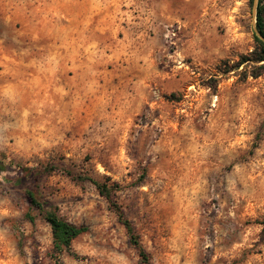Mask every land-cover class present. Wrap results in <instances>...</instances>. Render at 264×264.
<instances>
[{
  "label": "rangeland",
  "instance_id": "obj_1",
  "mask_svg": "<svg viewBox=\"0 0 264 264\" xmlns=\"http://www.w3.org/2000/svg\"><path fill=\"white\" fill-rule=\"evenodd\" d=\"M255 22L249 0H0V264H264ZM59 167L113 185L146 258ZM28 189L87 228L69 251Z\"/></svg>",
  "mask_w": 264,
  "mask_h": 264
},
{
  "label": "trees",
  "instance_id": "obj_2",
  "mask_svg": "<svg viewBox=\"0 0 264 264\" xmlns=\"http://www.w3.org/2000/svg\"><path fill=\"white\" fill-rule=\"evenodd\" d=\"M252 6L255 5V31L253 32V38L255 41L254 48L247 54H243L240 58L239 64L245 62H252L256 65L250 70V75L257 77L264 74V0H249ZM246 74V70L242 71ZM3 164L0 161V169ZM63 171L76 179H88L91 181L98 192L104 196L108 202L116 209L119 219L126 228L129 235L130 242L138 249L139 255L142 258H146V253L140 244L137 236L134 235L133 227L127 219H124L120 207L113 199V185L108 184L106 181H99L91 177H84L81 174H74L67 168L59 167ZM29 171V170H28ZM31 171V170H30ZM26 197L31 208H35L42 212L43 217L48 222L51 228L53 250L55 252L69 251L71 249L72 241L81 233L86 231L85 226H77L66 219L59 216L55 211L47 208L43 201L37 196V194L31 190H26Z\"/></svg>",
  "mask_w": 264,
  "mask_h": 264
},
{
  "label": "water",
  "instance_id": "obj_3",
  "mask_svg": "<svg viewBox=\"0 0 264 264\" xmlns=\"http://www.w3.org/2000/svg\"><path fill=\"white\" fill-rule=\"evenodd\" d=\"M254 8H255V5H254Z\"/></svg>",
  "mask_w": 264,
  "mask_h": 264
}]
</instances>
